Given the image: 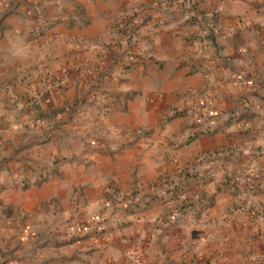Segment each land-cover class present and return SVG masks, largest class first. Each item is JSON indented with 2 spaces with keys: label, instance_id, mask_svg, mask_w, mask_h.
Listing matches in <instances>:
<instances>
[{
  "label": "crops",
  "instance_id": "obj_1",
  "mask_svg": "<svg viewBox=\"0 0 264 264\" xmlns=\"http://www.w3.org/2000/svg\"><path fill=\"white\" fill-rule=\"evenodd\" d=\"M166 1L0 0V177H32L3 191L32 217L2 264H264V0H213L214 42ZM121 11L138 42L115 44Z\"/></svg>",
  "mask_w": 264,
  "mask_h": 264
},
{
  "label": "rangeland",
  "instance_id": "obj_2",
  "mask_svg": "<svg viewBox=\"0 0 264 264\" xmlns=\"http://www.w3.org/2000/svg\"><path fill=\"white\" fill-rule=\"evenodd\" d=\"M184 1L186 0H168L164 3V7H165V10H169V12L171 11H176L179 15H181V18L185 21V22H188L189 24H193L194 26H196V30H198V25L197 23L192 19L194 14L196 15L197 11L198 10H202L204 11V13H212V11L214 10V3L215 1L213 0H193V3H195V8L190 11L187 10L185 4H184ZM122 12L124 13V11H121L120 15H122ZM160 17L156 18L157 20L159 19ZM160 21V20H159ZM156 22L153 24V27L156 26V25H159L160 23H162L161 21L160 22ZM135 24V23H133ZM136 28H137V25H136ZM151 29H146L145 30V35L144 37H142L143 39H146L147 41V38H149L151 36V33H150ZM126 33V32H125ZM138 34V33H137ZM191 34H195V31H193L192 33H189L187 36L188 38H190V35ZM116 39V38H115ZM140 39V37L138 38L137 36V40H134V42H138ZM117 42H115L116 44ZM141 57V56H140ZM144 57V56H143ZM142 59V58H140ZM104 70L102 71H99L98 73H102ZM105 72V71H104ZM79 80H83V79H79ZM102 100H106V99H103ZM101 104L103 105H107V108H108V103H103L98 101L97 103H95L93 106H94V109L96 111L99 112V114L101 113V115L105 114L107 112V110H105L103 113L101 111ZM71 110L70 112V120H72L74 118V122L77 121L78 117L76 118L75 115V103H71L70 106H68V110ZM67 118V119H69ZM52 120V119H51ZM53 122V120H52ZM97 126L95 125V128ZM77 135L81 138L84 137L85 135H90V131L88 129H83L81 132L80 130H77ZM75 134V133H72V135ZM114 134H116V132H114ZM74 136V135H73ZM93 137L94 139L98 140V141H106L108 142L107 140H110V139H106V133H102V132H98V130H96V133L93 134ZM99 136V137H97ZM95 140V142H96ZM40 176V174L37 175V177ZM29 176H21L19 179L17 177H13V176H9L7 178L1 176L0 177V230L3 229V228H8L7 230H3V240L0 242V264H2V262L5 261V259H8L9 256H11L14 251H16L15 249H18L20 251V249H22L23 252H25V247L24 245H26V243H22L21 241H17L14 240V237H11L10 234H16L19 230V232L22 231V222H26L27 219H29L30 217V212H27V210L25 209H20V207H15L12 206L11 204L13 203L12 200H15L14 198V194L12 193H5L3 192L5 189L7 188H10V187H13V186H20V188L24 189L25 187H27V183H30L28 181H30L29 179H31L32 177L30 178H27ZM109 190H113L114 188L113 187H108ZM54 208V206L52 207ZM51 211V215H57V216H60L62 214H66V220L69 221V220H72V216H69L70 214V210L68 209L65 213H61L60 210L58 209H54V210H50ZM8 224H11L8 225ZM13 225V226H12ZM24 229H25V226H24ZM23 241V240H22ZM26 241V240H25ZM22 244V245H21Z\"/></svg>",
  "mask_w": 264,
  "mask_h": 264
},
{
  "label": "trees",
  "instance_id": "obj_3",
  "mask_svg": "<svg viewBox=\"0 0 264 264\" xmlns=\"http://www.w3.org/2000/svg\"><path fill=\"white\" fill-rule=\"evenodd\" d=\"M184 4L187 8L188 11L192 10L195 8V3H193V0H186L184 1ZM209 15L208 16H205V13L204 11L202 10H198L196 15L194 14L193 16V20L197 23V25L201 28V29H205L206 31H212V29L215 27V20H216V13L215 12H212V13H208ZM128 21L126 20V17H125V13L122 12V15L119 16L115 21H114V25L112 26V29L114 28L115 29V32H116V39H115V42H117L119 44V41L122 37L125 36V34L123 33L122 29L121 28H124V29H127L128 30V35H126V39L127 40H130L134 30H136V24H133L132 22H129V26H127V23ZM121 25V28H119L118 26ZM188 39H191V40H195V39H198L199 41H203V40H209L211 42H214V37L209 34V33H205V34H191L190 35V38ZM57 79H55L54 81H56ZM53 81V82H54ZM101 95V96H100ZM113 96L110 95V94H103V93H100L99 96H95L94 99H108V98H112ZM217 128H213L212 130L208 131L207 132H212V131H216ZM193 137L192 136H187L186 140L185 141H189L191 138ZM218 153L219 151H215L214 152V158H218ZM210 157L212 156H208V157H205L204 156V161L205 162H208V163H212ZM246 167V166H245ZM242 168L241 170L245 169ZM181 175V174H180ZM241 176L240 172H238L236 175L233 176V179L236 180L237 178H239ZM229 179L230 178H226L224 184L228 187L231 188V186L229 185ZM178 185L177 183L173 184V188H176ZM257 190V185L256 184H249L247 183L246 186L239 190L237 186H233V188H231V191H230V194L232 195V197H237L239 196L240 194L244 193V195L249 191H255L256 192ZM244 191V192H243ZM258 191V190H257ZM110 195V194H109ZM191 207V204L187 201H180L178 204H176L173 209H175V211L180 215L182 213V211L184 209H187ZM167 216L168 218L166 219V221L170 222V223H173L175 219L171 218L168 213H167ZM166 217V215H165Z\"/></svg>",
  "mask_w": 264,
  "mask_h": 264
},
{
  "label": "built area",
  "instance_id": "obj_4",
  "mask_svg": "<svg viewBox=\"0 0 264 264\" xmlns=\"http://www.w3.org/2000/svg\"><path fill=\"white\" fill-rule=\"evenodd\" d=\"M213 12V11H212ZM209 13V12H208ZM205 13V16H208L209 14ZM130 24L128 23L126 27H128ZM199 29L197 30V34H205V33H209L211 35L214 34V30L212 29V31H206L205 29H201L200 27H198ZM128 35V30L126 31L125 36ZM137 33L136 30H134L130 41H134L137 40ZM128 53H123V56L126 57L128 56ZM100 70H102L103 68L101 67V65L98 66ZM62 84V81L57 79L56 81L53 82V85L55 87L60 86ZM103 103V100L101 99V101ZM101 111L104 112L105 111V105L101 104ZM191 111H193V109L191 108V105L186 106L185 107V112L186 113H192ZM198 158H200L201 160L204 158L203 156H199ZM241 176L239 178H237L236 180L233 179V177H231L229 179V185L231 186V188H233V186H237L240 189H243L247 183L249 184H253L254 182V174H255V168L252 162L248 163L245 167V169L240 170L239 171ZM230 188V187H229ZM244 192V191H243ZM249 192V191H248ZM244 194V193H243ZM171 218L176 219L179 214L175 211V209H170L169 214H168ZM139 254V249L134 248L132 249L129 253L126 254L125 256V262L124 264H136V258Z\"/></svg>",
  "mask_w": 264,
  "mask_h": 264
}]
</instances>
